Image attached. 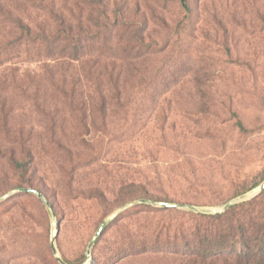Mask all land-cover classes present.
<instances>
[{
    "label": "rangeland",
    "instance_id": "rangeland-1",
    "mask_svg": "<svg viewBox=\"0 0 264 264\" xmlns=\"http://www.w3.org/2000/svg\"><path fill=\"white\" fill-rule=\"evenodd\" d=\"M4 1L43 38L81 1L89 32L16 43L0 9V264H179L203 215L264 203V0Z\"/></svg>",
    "mask_w": 264,
    "mask_h": 264
},
{
    "label": "trees",
    "instance_id": "trees-1",
    "mask_svg": "<svg viewBox=\"0 0 264 264\" xmlns=\"http://www.w3.org/2000/svg\"><path fill=\"white\" fill-rule=\"evenodd\" d=\"M2 1L0 0V9L6 10L7 15L12 17L11 20L18 30L14 41L16 43L26 39L31 43L42 44L43 41L47 42L46 40H48L49 44L62 42L72 45L71 48L79 51L86 41L89 31L82 20L83 2L81 1L75 4L80 18L75 19V15L72 13V18L76 20L77 24L75 25L71 20L66 19L62 15L63 13L58 11V15L53 18L59 22V28L55 34L47 33L50 38L49 36L43 38L42 35H34L33 31L25 26L18 17L13 16L11 10L6 8ZM44 1L49 3L48 9L51 15L56 14V3L52 0H40L42 3ZM179 3L184 11H188L186 0H179ZM3 49L4 47L0 49V52ZM77 53L75 60L81 57ZM92 81L95 85V93L102 97L108 91L113 90L118 94L124 91L121 80H101L100 75H97L96 80ZM238 126L241 127V124L238 123ZM14 159L15 168L26 169L25 160L20 162L21 159ZM258 196L264 198V190ZM258 200L259 198L256 197L250 202L230 206L222 214L203 215L202 218L211 222L207 227L204 229L196 228L192 233L183 232L178 238L181 240L178 241V244L184 247V252L179 258V264H264V221L261 222L249 216L252 211H257L255 208L257 203L258 205L264 204ZM257 212L260 213V211ZM190 238H193V242L189 240ZM143 253L147 254V251ZM65 263L68 264L69 262L65 260Z\"/></svg>",
    "mask_w": 264,
    "mask_h": 264
},
{
    "label": "water",
    "instance_id": "water-1",
    "mask_svg": "<svg viewBox=\"0 0 264 264\" xmlns=\"http://www.w3.org/2000/svg\"><path fill=\"white\" fill-rule=\"evenodd\" d=\"M264 190V183L262 185L259 186V188L254 192V193H257V192H261ZM20 192H24V193H31V194H35L37 195L41 200L45 201V203L47 204L48 207L51 208L52 210V207L50 205L49 202H47L45 200V197L39 193L37 190H34V189H30V188H23V189H20ZM245 198V196H242L239 198V200H243ZM163 207H175V208H184L183 206L181 205H176V206H171V205H168V204H161ZM230 206H232V203H227L224 207H223V211L227 210ZM109 223V220L108 221H105L102 225V227L100 228V230L97 232L95 238L92 240L91 244H90V248H89V251H88V255L91 254V250H92V247L94 246L96 240L98 237H100L104 230L106 229L107 225ZM59 231V228L57 229ZM53 251L55 252V254H57V251H56V248H55V245L53 243ZM59 262L61 264H66L61 258H58Z\"/></svg>",
    "mask_w": 264,
    "mask_h": 264
}]
</instances>
